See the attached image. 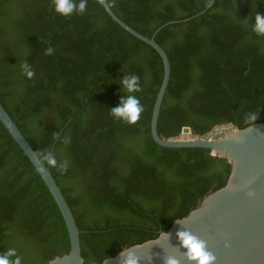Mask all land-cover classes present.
Masks as SVG:
<instances>
[{
    "label": "trees",
    "instance_id": "obj_1",
    "mask_svg": "<svg viewBox=\"0 0 264 264\" xmlns=\"http://www.w3.org/2000/svg\"><path fill=\"white\" fill-rule=\"evenodd\" d=\"M106 1L147 38L204 11L154 37L170 64L160 136L177 138L188 127L203 137L220 126L264 123V36L249 25L264 15V0ZM132 74L144 110L129 125L110 109L124 96L120 79ZM161 79L158 54L95 1L64 17L52 0H0V104L59 186L85 264L156 238L227 181L230 165L209 150L153 142L149 123ZM9 248L24 264H47L68 252L69 241L52 196L0 124V253Z\"/></svg>",
    "mask_w": 264,
    "mask_h": 264
},
{
    "label": "water",
    "instance_id": "obj_2",
    "mask_svg": "<svg viewBox=\"0 0 264 264\" xmlns=\"http://www.w3.org/2000/svg\"><path fill=\"white\" fill-rule=\"evenodd\" d=\"M91 1L97 2L121 29L152 48L161 59L162 79L149 123L153 142L168 149H207L212 156L223 158L230 165L225 185L203 197L186 216L175 219L156 238L123 248L100 264H123L129 252L136 258L137 264H167L169 258L174 259L176 264H196V261L188 260L186 250L177 239V233L181 231H187L203 241L206 250L215 257L214 264H264V123H252L240 129L228 125L203 137L186 140L164 138L157 133V120L170 77V64L154 37L163 27L186 22L204 11L191 18L167 22L147 38L121 21L106 0ZM0 124L43 181L65 224L69 250L55 256L47 264H85L81 255L80 232L59 186L1 104ZM216 133H224V136L213 138ZM181 134L190 135V129L183 127Z\"/></svg>",
    "mask_w": 264,
    "mask_h": 264
},
{
    "label": "clouds",
    "instance_id": "obj_3",
    "mask_svg": "<svg viewBox=\"0 0 264 264\" xmlns=\"http://www.w3.org/2000/svg\"><path fill=\"white\" fill-rule=\"evenodd\" d=\"M54 11L60 16H71L73 13L83 14L87 0H52ZM249 25L251 31L256 36H264V15L257 13L254 19ZM51 48L46 50L45 54H50ZM23 72L28 77L33 76V72L28 64H24ZM121 90L124 92V96L121 98L119 104L110 109V115L117 120L125 122L129 125L137 123L143 112V105L140 103L135 93H138L140 89L139 77L136 75H123L119 84ZM249 121H256V116L253 113L247 115ZM43 159L51 166H55L56 158L48 153H45ZM61 168L67 167V162L60 165ZM177 239L181 246L186 250L188 260L196 261V264H214L215 257L206 250V246L203 241L193 236L187 231H181L177 233ZM0 264H24L22 257L17 253L15 248H9L3 253H0ZM123 264H137L136 258L129 252L124 258ZM167 264H176L174 259L169 258Z\"/></svg>",
    "mask_w": 264,
    "mask_h": 264
},
{
    "label": "rangeland",
    "instance_id": "obj_4",
    "mask_svg": "<svg viewBox=\"0 0 264 264\" xmlns=\"http://www.w3.org/2000/svg\"><path fill=\"white\" fill-rule=\"evenodd\" d=\"M226 127H228V125L227 126L216 127L212 131L217 130V129H221V128H226ZM222 136H224V133H216L213 138H219V137H222ZM195 138H196V136L183 135V134H181L180 136L177 137V139H182V140L195 139Z\"/></svg>",
    "mask_w": 264,
    "mask_h": 264
}]
</instances>
